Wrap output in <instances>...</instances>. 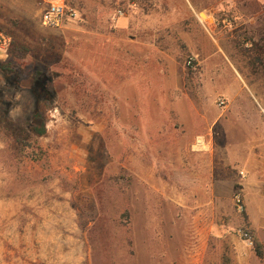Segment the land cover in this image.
I'll return each mask as SVG.
<instances>
[{"label":"rangeland","instance_id":"rangeland-1","mask_svg":"<svg viewBox=\"0 0 264 264\" xmlns=\"http://www.w3.org/2000/svg\"><path fill=\"white\" fill-rule=\"evenodd\" d=\"M58 1L0 0L7 119L53 96L36 159L0 132V264H264V0Z\"/></svg>","mask_w":264,"mask_h":264},{"label":"trees","instance_id":"trees-1","mask_svg":"<svg viewBox=\"0 0 264 264\" xmlns=\"http://www.w3.org/2000/svg\"><path fill=\"white\" fill-rule=\"evenodd\" d=\"M65 4L67 6L71 5L67 2H65ZM14 49H16V52L22 53L25 50L23 47L17 46ZM190 64H194V61L189 60V65ZM24 71L25 69L21 67V64L16 62L15 59H0V73L11 86H16L18 84V78L15 77H19ZM49 83L50 78L46 76L35 82L32 91L37 95V90L41 89L43 95L36 96V105L28 117L18 118L15 122L7 119L8 103L0 101V132L2 135L6 136L8 140L16 143L19 149L25 153V156L30 159H36L38 157L34 150V145H36L38 138L46 134L47 111L51 107L53 101V96L48 92ZM36 148L39 149L38 145ZM25 150L26 152H24ZM252 250L258 258L264 259V249L257 242L256 238H254Z\"/></svg>","mask_w":264,"mask_h":264},{"label":"built area","instance_id":"built-area-1","mask_svg":"<svg viewBox=\"0 0 264 264\" xmlns=\"http://www.w3.org/2000/svg\"><path fill=\"white\" fill-rule=\"evenodd\" d=\"M118 15H123L122 10H117ZM78 16V12L75 8L67 6L62 0L58 2L50 3L42 12L41 14V24L44 27L49 28H59L63 26L67 20L75 19ZM0 39L2 40V45H5L8 40L3 38L0 33ZM264 114V110H263ZM239 196H236V201L240 203ZM241 236L243 237L245 243L249 247L254 246V237L252 236L251 232L247 230L241 231Z\"/></svg>","mask_w":264,"mask_h":264},{"label":"bare ground","instance_id":"bare-ground-1","mask_svg":"<svg viewBox=\"0 0 264 264\" xmlns=\"http://www.w3.org/2000/svg\"><path fill=\"white\" fill-rule=\"evenodd\" d=\"M205 147L206 146L204 145L202 138H198V141H197V144L195 145V148H197V149H203Z\"/></svg>","mask_w":264,"mask_h":264},{"label":"crops","instance_id":"crops-1","mask_svg":"<svg viewBox=\"0 0 264 264\" xmlns=\"http://www.w3.org/2000/svg\"><path fill=\"white\" fill-rule=\"evenodd\" d=\"M257 242L263 247L264 249V239L262 237L257 236ZM254 253V252H253ZM256 256V255H255ZM257 257V256H256ZM258 258V257H257ZM260 259V258H259Z\"/></svg>","mask_w":264,"mask_h":264},{"label":"water","instance_id":"water-1","mask_svg":"<svg viewBox=\"0 0 264 264\" xmlns=\"http://www.w3.org/2000/svg\"><path fill=\"white\" fill-rule=\"evenodd\" d=\"M200 15L205 19V17L207 18V16L205 15V13H200ZM205 20H209V21H211V18H207V19H205Z\"/></svg>","mask_w":264,"mask_h":264}]
</instances>
